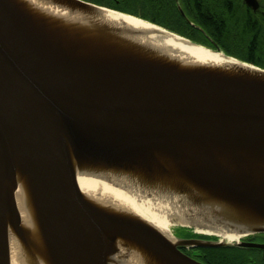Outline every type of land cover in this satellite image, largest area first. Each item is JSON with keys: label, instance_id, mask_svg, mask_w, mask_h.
Listing matches in <instances>:
<instances>
[{"label": "water", "instance_id": "obj_1", "mask_svg": "<svg viewBox=\"0 0 264 264\" xmlns=\"http://www.w3.org/2000/svg\"><path fill=\"white\" fill-rule=\"evenodd\" d=\"M48 1L86 16L122 13ZM148 22L245 65L228 75L186 68L109 25L50 19L24 0H0V264H10L9 226L33 243L14 196L18 177L37 208L36 263L124 264L111 259L117 239L147 252L155 259L148 264H205L181 246L264 249L241 241L264 234V68ZM76 169L139 174L204 211L201 191L233 213L210 211L218 215H204L212 227L242 235L172 242L132 213L92 204Z\"/></svg>", "mask_w": 264, "mask_h": 264}, {"label": "bare ground", "instance_id": "obj_2", "mask_svg": "<svg viewBox=\"0 0 264 264\" xmlns=\"http://www.w3.org/2000/svg\"><path fill=\"white\" fill-rule=\"evenodd\" d=\"M24 1L50 19H60L83 26L93 23L109 25L126 40L148 48L158 55L168 56L179 66L202 69L212 74L228 75L238 73L235 64L245 65L225 57L221 52L189 44L183 38L160 30L156 25L127 13L102 9L98 15L86 16L71 12L48 0ZM161 159L165 165L171 166L165 158ZM76 175L81 189L92 204L110 205L124 210L125 213H132L156 228L172 242H176L175 234L180 225L188 223L195 225L201 233L212 234L229 242L239 239L242 235L241 231L237 230L240 227L225 230L221 227H212L204 215H210L213 220H216L218 215H212L213 211L230 216L233 213L221 202L211 201L201 191H197V195L202 197V204L208 207L204 211H200L201 207L193 205L187 195L174 194L167 186L139 180V174L111 170L98 175H89L76 169ZM27 186L24 180L18 177L14 186V196L24 228L26 232H31L33 246L42 242V234L36 204ZM8 239L10 264H47L40 255V263H36L32 246L27 245L23 235L12 226H9ZM116 246L117 252L111 257L113 262L148 264L155 261L147 252L125 239H117Z\"/></svg>", "mask_w": 264, "mask_h": 264}, {"label": "flooded vegetation", "instance_id": "obj_3", "mask_svg": "<svg viewBox=\"0 0 264 264\" xmlns=\"http://www.w3.org/2000/svg\"><path fill=\"white\" fill-rule=\"evenodd\" d=\"M248 1H204L202 6H214L216 9L220 7V5H224L227 9L234 11L239 18L245 19L247 22L256 25L260 33H262L261 39L263 38L264 40V0ZM89 2L110 8H121L124 12L128 10V14L133 10L134 12L132 14L156 24H179L182 25L183 29H188V25H190L198 32V36H200L201 42L198 43L211 48H215L216 45L221 48L220 44L217 42L219 37L209 29L205 21V19H208L216 22L219 17L211 13L208 14L203 9L199 10L196 3L193 4L192 0H149V2L145 0H89ZM175 235L185 239H216L215 236L200 234L193 230H177ZM241 241L264 243V234L248 236L242 238ZM180 249L185 254L205 264H209L207 261L212 257L210 252L211 249L241 250L245 257L243 264H264V249L262 248L231 245L217 248L181 246Z\"/></svg>", "mask_w": 264, "mask_h": 264}, {"label": "trees", "instance_id": "obj_4", "mask_svg": "<svg viewBox=\"0 0 264 264\" xmlns=\"http://www.w3.org/2000/svg\"><path fill=\"white\" fill-rule=\"evenodd\" d=\"M145 1L149 2V0ZM204 1L214 0H192L199 10L203 9L206 13L219 17L216 22L208 19H205V21L209 29L219 37L217 42L220 44L221 49L228 55L245 61H252L264 68V40L261 39L262 33H260L258 27L245 19L239 18L234 11L227 9L224 5H220L216 9L214 6L203 7ZM113 9L123 11L121 8ZM127 11L125 12L128 13ZM133 12L132 10L131 14ZM158 24L195 42H201L198 32L190 25H188V29H183L182 25L179 24ZM210 252L212 257L207 261L209 264H243L245 258L241 250L211 249Z\"/></svg>", "mask_w": 264, "mask_h": 264}, {"label": "rangeland", "instance_id": "obj_5", "mask_svg": "<svg viewBox=\"0 0 264 264\" xmlns=\"http://www.w3.org/2000/svg\"><path fill=\"white\" fill-rule=\"evenodd\" d=\"M129 14H131V13H129ZM132 15H135V14H132ZM135 16H137V15H135ZM139 17V16H138ZM144 19V18H143ZM145 20H147V19H145ZM162 26V25H161ZM182 230H193L194 231V229H188V228H185V227H179L178 228V231H182Z\"/></svg>", "mask_w": 264, "mask_h": 264}]
</instances>
